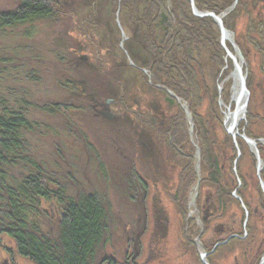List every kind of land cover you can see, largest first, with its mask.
<instances>
[{
	"label": "rangeland",
	"instance_id": "rangeland-1",
	"mask_svg": "<svg viewBox=\"0 0 264 264\" xmlns=\"http://www.w3.org/2000/svg\"><path fill=\"white\" fill-rule=\"evenodd\" d=\"M121 1L59 0L63 8L50 19L0 27V115L19 112L30 125V129L19 128L12 138L19 148L4 151L6 163L0 159V220L6 211L8 189L17 190L33 176L51 193L46 198L34 197L39 205L27 219L53 238L64 208L59 201L77 200L88 193L99 197L108 219L105 235L94 247L93 264H262L264 0H199V5L213 6L216 13H210L220 17L228 32L221 40L213 17L203 16L212 18L217 26L218 36L215 31L207 33L220 49L212 46L214 42L191 49L190 64L196 78H185L184 84L189 94L194 90L192 84L202 80V99L196 111L209 122L213 139L220 146L227 134L235 140L233 147L240 150L236 138L244 141L242 136H246L255 141L261 160L257 171L254 151L244 141L243 156L238 152L237 158L243 174L250 176L243 189L247 206L233 191L241 205L234 203L225 214L212 201V217L205 208L208 200L217 197L216 189L203 181L202 141L194 131L192 112L170 89L152 83L147 69L136 66L124 52L123 58L119 50L134 23L128 19V11H119ZM125 1L127 9L133 8L130 13L139 14L151 0ZM164 2L170 17L188 7L190 15L203 18L194 14L190 0ZM192 2L198 12H209ZM17 5V0H0V12ZM176 32L177 41H172V46L185 43L183 29L177 27ZM107 44L113 47V59L105 49ZM175 46L172 54L178 62L184 61ZM119 59L126 64L122 69L116 67ZM234 62L241 68L248 91L235 135L223 124L236 106L231 101L233 79L229 78L237 74ZM165 95L173 98L174 104L167 105ZM243 99L242 94L237 105ZM99 103L103 107L108 104V108ZM57 104L60 107L51 108ZM102 108L104 115H95ZM172 117L176 139L182 143L188 138L192 147L188 149L192 150L194 183L179 182L181 157L172 154L171 161L167 158L171 140L165 137L164 129ZM160 124L162 130L158 129ZM172 148L180 152L182 147ZM226 148L221 147L224 155L231 156V149ZM230 214L244 215L241 231L212 237V229L230 223ZM0 264L34 263L18 254L14 240L0 232Z\"/></svg>",
	"mask_w": 264,
	"mask_h": 264
},
{
	"label": "trees",
	"instance_id": "trees-1",
	"mask_svg": "<svg viewBox=\"0 0 264 264\" xmlns=\"http://www.w3.org/2000/svg\"><path fill=\"white\" fill-rule=\"evenodd\" d=\"M122 1L119 5V11H128L130 15L128 19L134 23L128 39L122 43L123 49L119 48L123 58L125 59L124 52L136 66L147 69L152 83L170 89L177 97L186 102L192 112L194 131L202 141L199 144L200 165L201 168L203 167L206 170L203 181L215 188V194L217 195L215 200H208L207 207L205 206L207 213H205L208 217L213 216L212 210L215 207V205H212L213 202L216 204L215 208H220L217 210L225 214L228 209L230 212L234 203L241 205L242 201L247 206L243 196V189L245 188V181L250 176L247 177L243 174L239 167V156L237 158L238 152L243 156L246 144L242 139L236 138L240 146V150H237L233 147L234 138L226 134L222 143L223 146H220L213 139V131L210 129L209 122L203 116H198L199 114L196 111V107L201 104L202 99V80L192 84L194 90L190 91L189 94L188 91L190 89L186 88L184 84L185 78H188V81L196 78L195 71L190 64L193 62L189 54L191 49L198 45L204 46L213 42L214 45L212 46H215V49L216 47H218V50L220 49L217 41L209 37V33L213 31H215L217 36L219 35L217 26L210 17L198 18L190 15L188 7L185 9L181 8V11L184 10L181 14L172 12L174 14H171L170 17L166 13L167 7L164 0L147 2L148 5L139 14L130 13L129 10L133 8L127 9V2L125 0ZM129 1L134 2L136 0ZM17 2V6L0 12V27H13L34 19H50L58 13L59 9L63 8L59 0H17ZM195 3L199 10L216 13L213 6L199 5V0H195ZM261 23L264 27V19ZM206 24L212 25L213 28L209 29ZM177 27L183 29L185 36L183 40L185 43L178 42L176 46L174 45L180 50L178 54H183L182 59L184 58V61L182 62H178L172 54L174 46L171 45V42L177 41ZM163 35L166 37L163 38ZM112 48L109 44L105 46V49L109 50L108 55H110V58L112 57L111 59L116 57L111 53ZM118 61L119 63H116V67L122 69L126 64H123L124 61L122 59ZM107 78L109 79V77ZM165 98L167 105L171 106L174 104L173 98L166 95ZM196 101L198 102L196 103ZM60 105H52L51 108L60 107ZM211 119L214 121L213 119H216V117L214 116ZM173 120L174 118L172 117L164 129L165 137L167 140H171L168 146L170 156L167 158L171 161L173 159L172 154L173 156L176 154L181 157L183 165L177 172L178 180L182 182V185L194 183L193 159L190 155L192 150L188 149H192V147L188 144V138H185L182 143L176 139L171 125ZM218 123L220 122L218 121ZM243 124L241 123L240 127ZM159 126L158 129L162 130L161 124ZM21 127L30 129L29 123L21 117L19 112H11L7 116L0 115V159L2 162L6 163V158L3 155L4 151L6 152L10 148H19L18 141L12 138L17 136L18 129ZM244 132L247 131L244 130ZM246 134L249 135V133ZM171 145L182 147L183 149L181 148L180 152H176ZM226 146L231 149L229 152L231 156L224 155L221 147L227 149ZM170 166L172 167V165ZM251 176L255 187L258 188L254 174ZM49 190L37 177L33 176L26 178L17 190L9 188L5 204L6 211L0 220V232L13 239L18 254L28 258L34 264H93L91 257L94 254V247L100 237L105 235L108 219L99 197L88 193L80 195L77 200L66 198L59 201L64 208L56 222L58 227L57 236L53 238L42 231H38L37 225L35 223L30 224L31 222H28L27 219L28 215L32 214L39 205V202L34 197L46 198L51 193ZM233 191H235L241 201L232 195ZM55 198L58 200V195H55ZM64 202L66 203L64 204ZM207 208H210L211 211H208L210 209ZM207 215L205 216L207 217ZM232 215L230 214L228 218L230 220L229 224L218 225L216 229L211 230L212 237L230 233L238 234L241 231L244 215L239 217Z\"/></svg>",
	"mask_w": 264,
	"mask_h": 264
},
{
	"label": "water",
	"instance_id": "water-1",
	"mask_svg": "<svg viewBox=\"0 0 264 264\" xmlns=\"http://www.w3.org/2000/svg\"><path fill=\"white\" fill-rule=\"evenodd\" d=\"M190 1H191V7H192V10H193L194 14H196V15H198L200 17H203V16L213 17V19L215 20V22L218 24V27H219L220 39L223 40L225 38L224 36L227 34L228 31L224 28L220 17L215 16L213 13H210V12H198L194 8L192 0H190ZM227 55H229L231 57V54L229 53V51H227ZM233 60L235 61V59H233ZM234 66H235L234 71L238 75L240 87H239V94L235 98L232 97V99H231V101L236 103L234 111L228 112L226 117L224 118V123L223 124H224L226 130H228V132H231V130H230L229 126H228L229 121L232 118L238 116L239 114L241 115V117H243L244 112H245V108H246L247 95H248V91H247V88H246V85H245V77L241 73V68L238 66V64H236V62H234ZM242 94L244 95V99L242 100V103L240 105H237V103L241 100ZM232 134H234V133H232ZM242 138L244 139L246 144L249 147H251L253 149V151L255 152L256 166H257V171H258V169L260 167V164H261V160H260L259 155L257 154L256 143H255L254 140H252V139H250V138H248L246 136H242ZM196 166H197V163H196ZM204 255H205V253L202 252L201 256L204 257ZM261 263L264 264V257H263Z\"/></svg>",
	"mask_w": 264,
	"mask_h": 264
},
{
	"label": "bare ground",
	"instance_id": "bare-ground-1",
	"mask_svg": "<svg viewBox=\"0 0 264 264\" xmlns=\"http://www.w3.org/2000/svg\"><path fill=\"white\" fill-rule=\"evenodd\" d=\"M230 39V38H229ZM74 55V54H73ZM236 57V56H235ZM238 59V57H236V60ZM240 59V58H239ZM229 78H232L233 79V85H232V95H233V97L235 98L237 95H238V93H239V83H238V75L237 74H234V73H232V74H230L229 75ZM109 101V100H108ZM113 105V104H112ZM102 106V105H101ZM103 107V106H102ZM104 107L105 108H108V104H104ZM103 107V108H104ZM102 108V109H103ZM107 118H108V116H106ZM241 120H242V117H241V115L239 114L238 116H236V117H234V118H232L230 121H229V123H228V126H229V128H230V130L232 131V133H237V130H236V125H239V123L241 122ZM123 136V135H122ZM254 154H255V152H253ZM257 154L259 155V152L257 151ZM127 155V153H124V155L123 156H126Z\"/></svg>",
	"mask_w": 264,
	"mask_h": 264
},
{
	"label": "flooded vegetation",
	"instance_id": "flooded-vegetation-1",
	"mask_svg": "<svg viewBox=\"0 0 264 264\" xmlns=\"http://www.w3.org/2000/svg\"><path fill=\"white\" fill-rule=\"evenodd\" d=\"M112 101V100H111ZM113 102H115L114 100H113ZM98 106H101L102 104L101 103H99V104H97ZM97 105H94V107L96 108L97 107ZM102 107V106H101ZM103 109H101V111H100V113H98V112H94L95 113V115H98V114H102V115H104L103 113H104V111H102ZM97 111H98V109H97ZM134 248V250L136 251V249L138 250V247H133Z\"/></svg>",
	"mask_w": 264,
	"mask_h": 264
}]
</instances>
